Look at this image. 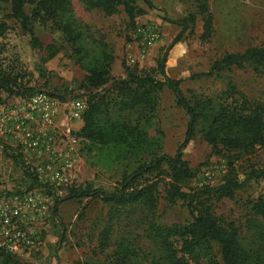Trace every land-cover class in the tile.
Wrapping results in <instances>:
<instances>
[{"label": "trees", "instance_id": "16d2710c", "mask_svg": "<svg viewBox=\"0 0 264 264\" xmlns=\"http://www.w3.org/2000/svg\"><path fill=\"white\" fill-rule=\"evenodd\" d=\"M78 1L86 11L99 10L106 16L116 14L119 8L133 20L140 14L134 0ZM143 2L150 7L148 0ZM4 6L9 7V13L0 17V41L9 29L6 20H14L30 37L31 49L39 51L40 43L33 25L51 23L70 44L76 63L86 76L79 87L82 94L70 99L67 90L47 86L40 91L23 88L18 84V76L5 70L0 61V92L9 98L46 93L60 102L83 100L86 105L83 126L76 137L87 143L89 151L106 152L124 167L121 182L112 192L94 190L90 186L66 190V199H97L109 206L117 223L118 213L124 212L125 219L131 221H126L130 223L128 226H133L127 228L132 230L127 237L113 239L115 224L110 219L97 240L98 254L104 259L99 260L92 254L76 264H219L214 259L213 245L219 247L220 264H264V196L247 204V233L233 222L216 217L213 211V203L233 200L247 183L264 179V168L251 167L243 180H239L235 169L237 162L264 148V103L237 91L227 75L233 70H249L264 76V43L240 53L224 54L210 64L206 73L192 77L221 79L225 87L220 94L205 97L190 93L186 97L180 90V81L166 75V53L156 62L155 69L126 68L124 78L112 79V54L105 47L90 50L86 46L70 0H0V12ZM27 8H30L29 13ZM201 10L202 29L207 37L212 18L205 6ZM194 22L195 17L190 15L176 24L183 32ZM180 37L178 35L168 49L176 45ZM163 88L173 94L176 107L187 116L184 141L173 157L162 155L160 144L147 135ZM196 136L201 137L214 155L226 160L228 170L218 186L186 190L196 171L183 159V150ZM20 157L13 156L20 160L32 189L37 182ZM153 174L151 179L147 177ZM160 200L169 207L182 202L191 222L161 225L155 218ZM54 207L56 211L57 206ZM133 214L137 217L130 220ZM0 264L30 263L0 250Z\"/></svg>", "mask_w": 264, "mask_h": 264}, {"label": "rangeland", "instance_id": "374dc122", "mask_svg": "<svg viewBox=\"0 0 264 264\" xmlns=\"http://www.w3.org/2000/svg\"><path fill=\"white\" fill-rule=\"evenodd\" d=\"M74 17L82 27L86 46L90 50L105 47L113 57L110 77L124 78L126 68L151 70L166 53V75L180 81L184 96L190 93L205 97L217 96L224 89L221 79L192 78L206 73L210 64L224 54L240 53L249 47L264 43V0H134L140 14L133 20L119 8L117 13L106 16L99 10L86 11L78 0H70ZM211 15V32L203 33L202 7ZM30 12V8H27ZM9 13L4 6L0 17ZM194 16V24H189L182 32L176 23ZM9 29L0 41V61L3 68L18 76V84L34 91L46 88L67 90L69 98L82 94L79 90L86 72L76 63L73 50L62 33L51 23H34L33 31L40 43L39 51L30 47V37L14 20L7 19ZM157 28L160 39L147 50L139 45L134 33L135 25ZM181 35L179 42L168 49L172 41ZM237 91L249 99L264 103V76L249 70H233L227 74ZM158 80H162L157 76ZM109 88V87H108ZM2 101H9L7 94L0 92ZM159 106L155 117L147 128V135L161 146L162 155L173 157L185 138L187 116L176 107L173 94L163 88L159 96ZM83 126L75 124V133ZM80 159L79 172L74 180L75 187L90 186L94 190L112 192L119 186L124 167L105 153L89 151L87 143L80 139L77 145ZM23 155L9 143L0 144V206L10 204L11 199L30 190L31 180L25 176L20 160L13 156ZM183 159L196 171V176L185 186L186 190H200L222 183L227 173L225 159L212 153L211 148L196 136L183 150ZM264 168V148L257 150L246 160L235 164L239 180L251 168ZM166 169V166H163ZM153 175H147L151 179ZM162 191V188H161ZM50 199L45 217L33 223L40 246L28 259L30 264H76L86 258L99 260L98 237L102 228L112 219L115 224L113 239L127 237L131 221L125 219L124 212L118 213L119 223L111 215V208L95 199H66L68 191L44 192ZM164 194H161L163 197ZM264 196V179L247 183L236 193L233 200L224 199L213 203L216 217L233 222L246 232L249 218L248 202ZM57 206L54 211V206ZM137 215L130 216L135 220ZM155 218L161 225H187L191 222L185 205L178 202L169 207L159 201ZM130 223H128V222ZM123 228L124 230L120 229ZM138 230L136 231V233ZM96 254V255H95ZM213 255L220 264L219 247L213 245ZM203 264H207L203 262Z\"/></svg>", "mask_w": 264, "mask_h": 264}, {"label": "built area", "instance_id": "2783aa9c", "mask_svg": "<svg viewBox=\"0 0 264 264\" xmlns=\"http://www.w3.org/2000/svg\"><path fill=\"white\" fill-rule=\"evenodd\" d=\"M134 33L143 50L160 39L157 28L144 24H136ZM85 109L83 100L60 102L46 93L0 103V144L20 151L37 182L0 206V250L21 259L38 250L40 241L32 225L45 217L51 203L44 192L75 187L80 166L75 124L82 122Z\"/></svg>", "mask_w": 264, "mask_h": 264}]
</instances>
